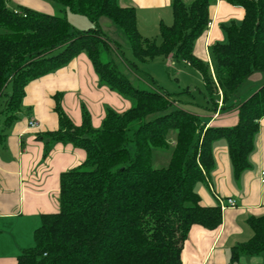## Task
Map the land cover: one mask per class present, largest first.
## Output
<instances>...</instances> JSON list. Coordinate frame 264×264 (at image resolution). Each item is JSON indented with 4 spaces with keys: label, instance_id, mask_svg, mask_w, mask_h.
<instances>
[{
    "label": "trees",
    "instance_id": "1",
    "mask_svg": "<svg viewBox=\"0 0 264 264\" xmlns=\"http://www.w3.org/2000/svg\"><path fill=\"white\" fill-rule=\"evenodd\" d=\"M45 1L56 8L55 14L13 9L8 0H0V101L8 97L0 145L20 118L28 85L83 53L101 85L133 102L125 112L108 108L96 129L85 105L77 126L62 106L63 94L53 96L59 129L36 138L45 143V156L54 144L63 143L85 150L87 158L61 175L60 210L42 215L35 247L23 250L18 264H183L192 227L216 230L222 224L221 207L202 205L196 191L215 169V142L228 141L236 178L251 168L264 118V86L240 104L235 126H209L174 95L135 87L120 46L98 28L74 29L67 13L86 16L94 25L111 18L137 61L163 57L188 63L201 73L214 113L220 98L223 110L232 109L242 83L264 72V0H226L243 7L245 17L241 24L225 27L227 43L210 46L211 64L195 55V46L212 22L213 0H173V24L161 23V41L144 37L136 9L122 7L119 0ZM159 151L170 152L167 167L154 166ZM248 223L253 237L232 248V262L244 255L264 260V216H252Z\"/></svg>",
    "mask_w": 264,
    "mask_h": 264
},
{
    "label": "crops",
    "instance_id": "2",
    "mask_svg": "<svg viewBox=\"0 0 264 264\" xmlns=\"http://www.w3.org/2000/svg\"><path fill=\"white\" fill-rule=\"evenodd\" d=\"M8 1L13 9L28 7L46 14L56 13V8L45 0ZM119 3L136 9L138 27L144 37H157L160 23L165 22L164 15L171 13V20L167 21L172 23L173 0H119ZM210 12L211 25L196 42L195 55L211 64L210 46L227 43L225 27L241 24L245 9L226 0H213ZM112 30L118 32L114 26ZM263 74L258 72L248 79L262 81ZM260 85L245 91L241 97L236 95L231 101L232 109L223 110L220 98L218 110L204 117L208 125L235 126L239 119L238 107ZM56 93L63 94L62 106L77 126L83 122V105L89 110L96 129L102 126L108 108L125 112L132 107L130 101L101 85L92 62L84 53L67 66L28 85L23 106L31 110L20 116L10 128L5 145H0V264H18L23 250L35 247L34 235L42 225V215L60 210L61 175L79 167L87 158L85 150L63 143L54 144L46 157L45 143L36 139L38 133L59 129L53 100ZM31 120L36 121V127H30ZM259 124L251 168L240 178L234 175L228 141L215 142V169L206 182L196 186V191L204 206L219 205L218 198L234 199L236 206L222 211V224L216 230L192 227L182 253L183 264H264L261 256L244 255L237 262L231 261L232 248L253 237L249 218L264 216V118Z\"/></svg>",
    "mask_w": 264,
    "mask_h": 264
},
{
    "label": "rangeland",
    "instance_id": "3",
    "mask_svg": "<svg viewBox=\"0 0 264 264\" xmlns=\"http://www.w3.org/2000/svg\"><path fill=\"white\" fill-rule=\"evenodd\" d=\"M67 18L74 29L79 31H89L91 29L98 28L102 30L104 35L113 44L117 43V45L120 46L119 51L121 57L128 64L125 67L126 75L130 78L135 87L139 89L163 90L174 95L179 100V103L188 111L196 113L202 117L211 116L213 106L209 104L207 100L203 77L200 72L188 65L185 61H176L175 59L168 60L163 57H157L156 59L147 62L137 61L133 54V50L128 38L124 32L116 26L111 18L102 17L99 20L98 25L92 24V22L86 16L74 14L73 12H68ZM169 19L171 20V13L168 16L164 15L165 22L163 23L166 25H172L173 20L172 23L169 24L170 21H167ZM113 26L118 32L112 30ZM154 38L158 39V41H161L160 30L159 34H157V37ZM136 62L138 66L133 67L134 63ZM258 84H261L259 88L264 86V79L262 81L247 79L239 87L237 95L241 97L245 91L256 87ZM258 89H256V91ZM256 91H254V93ZM6 93L8 95L12 93L11 86L7 88ZM254 93H252V95ZM7 100L8 97L6 95L0 101V128L4 127V122L6 120V115L3 113V110ZM127 100L131 103L133 102L130 99ZM27 110L31 109L23 106L20 116H24V113L27 112ZM10 132L11 129L8 130V136L10 135ZM162 153H164V155ZM160 155H163L164 157L162 158ZM169 160V151H159L156 154L154 166L156 168L167 167Z\"/></svg>",
    "mask_w": 264,
    "mask_h": 264
},
{
    "label": "built area",
    "instance_id": "4",
    "mask_svg": "<svg viewBox=\"0 0 264 264\" xmlns=\"http://www.w3.org/2000/svg\"><path fill=\"white\" fill-rule=\"evenodd\" d=\"M211 25V23H210ZM209 25V27H210ZM37 123L34 120L30 121V127L34 128L36 127ZM263 178H264V172L262 174ZM218 202H219V206L221 207V210L224 211L226 210L228 207H235L236 206V201L234 199H222V198H218Z\"/></svg>",
    "mask_w": 264,
    "mask_h": 264
}]
</instances>
